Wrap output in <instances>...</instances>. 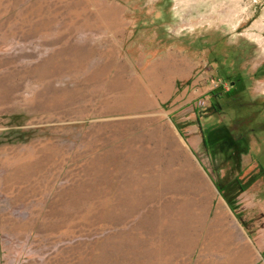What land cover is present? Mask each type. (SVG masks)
Returning a JSON list of instances; mask_svg holds the SVG:
<instances>
[{
    "label": "rangeland",
    "instance_id": "374dc122",
    "mask_svg": "<svg viewBox=\"0 0 264 264\" xmlns=\"http://www.w3.org/2000/svg\"><path fill=\"white\" fill-rule=\"evenodd\" d=\"M243 248L264 264V0H0V264Z\"/></svg>",
    "mask_w": 264,
    "mask_h": 264
},
{
    "label": "bare ground",
    "instance_id": "6f19581e",
    "mask_svg": "<svg viewBox=\"0 0 264 264\" xmlns=\"http://www.w3.org/2000/svg\"><path fill=\"white\" fill-rule=\"evenodd\" d=\"M189 218H191L190 215H189ZM192 239L194 240V238L190 235V236L187 237V240H186V241H188V242L190 241V242H191ZM188 242H187V243H188ZM212 245H213V244H212ZM247 255H248V249H244V248H243V251L240 252L238 258L235 259V260L233 261V263H236V264L242 263V262H243V259H244ZM238 262H239V263H238Z\"/></svg>",
    "mask_w": 264,
    "mask_h": 264
},
{
    "label": "trees",
    "instance_id": "16d2710c",
    "mask_svg": "<svg viewBox=\"0 0 264 264\" xmlns=\"http://www.w3.org/2000/svg\"><path fill=\"white\" fill-rule=\"evenodd\" d=\"M243 223H244L245 225H247L246 222H243ZM248 229H249V228H248Z\"/></svg>",
    "mask_w": 264,
    "mask_h": 264
}]
</instances>
